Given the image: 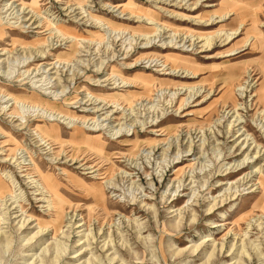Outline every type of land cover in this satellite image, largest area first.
Returning <instances> with one entry per match:
<instances>
[{"label":"rangeland","instance_id":"374dc122","mask_svg":"<svg viewBox=\"0 0 264 264\" xmlns=\"http://www.w3.org/2000/svg\"><path fill=\"white\" fill-rule=\"evenodd\" d=\"M0 264H264V0H0Z\"/></svg>","mask_w":264,"mask_h":264},{"label":"bare ground","instance_id":"6f19581e","mask_svg":"<svg viewBox=\"0 0 264 264\" xmlns=\"http://www.w3.org/2000/svg\"><path fill=\"white\" fill-rule=\"evenodd\" d=\"M90 18L91 19H94V20H96V21H99V22H101V23H103V21L102 20H99L98 18H95V17H93V16H91L90 15ZM56 31H57V33H58V35L57 36H59V39L60 38H62V40L63 39H68V38H70V39H72V43L74 42V40H75V38L74 37H66L67 35H65V33H64V31L59 27L58 29L56 28ZM231 36L232 35H229V36H227V40L228 39H230L231 38ZM3 55V54H2ZM57 63L59 62V61H56ZM51 67V66H50ZM54 68V67H53ZM119 86V85H118ZM115 87V86H114ZM119 88V87H118ZM66 96H64V98H65ZM65 100V99H64ZM10 101H12L13 102V104H15V103H22V102H19V101H17L15 98H13V97H11V96H7V98H6V101H4L3 100V103H8V102H10ZM90 101V100H89ZM97 101L98 100H95L92 104H90V105H95V103H97ZM100 101V100H99ZM2 103V102H1ZM101 103V102H100ZM100 103H98V105H96L95 107H94V109H93V111L91 112V111H84V113H90L91 112V114H93V115H97V114H99V113H101V112H103L105 109H104V106L103 107H99V104ZM7 107V106H6ZM10 107H11V105H10ZM31 107H33L34 109L36 108V109H38L40 106H32L31 105ZM33 110V109H32ZM40 110H45L43 107H40ZM39 110V111H40ZM7 111L9 112V109H6V108H2V112H4V113H7ZM38 110H36V111H34L33 110V112L31 111L30 113H32L31 115L30 114H28V116L29 117H31V118H36V120L38 119V120H40V121H49V122H56L57 121V119L56 118H54V119H51L52 117H58L59 115H61V118H64V117H66L65 118V120H67V119H69L70 121L67 123L69 126H70V129L71 130H74V131H77V130H79V128H78V123L80 122L78 119H76V116L75 115H73V116H71V117H69V116H65V115H62L61 113H59V112H56V111H54L53 112V110H52V112H53V114H52V117L51 118H49V117H44V115L43 114H40L39 112H37ZM115 112H117V111H115ZM54 113H55V115H54ZM57 113V114H56ZM113 114V113H112ZM110 115V116H108L107 114H106V116H105V118L102 120V122H105V121H110L111 120V118H112V116L113 115ZM14 115V114H13ZM9 116V118L10 119H14V118H18V116ZM51 115V114H50ZM105 115V114H104ZM8 116V115H7ZM22 118V117H21ZM22 119H24V123L22 124V125H20V126H22V128H26L27 126H28V124L30 123V121H29V119L27 118H22ZM35 119H31V121H34ZM93 120H95V117L93 118V119H90V121H93ZM59 121V120H58ZM86 121H84V122H82V123H85ZM96 122L94 121V124H95ZM85 127H83V125L81 126V129L80 130H82V129H84ZM87 130H89V131H93V132H96L97 130L99 131V130H101V125H97V128H91V129H89V127H87ZM51 130H49L46 126H40V125H37L36 126V130H34L33 132H34V135L36 136H34L35 137V139H36V143H38L39 144V146H38V148H43V149H47V147H48V150H52L51 149V146H50V140H51V138L49 137L50 136V133L52 132V131H54V133H55V130H54V127H52V131L50 132ZM57 133V132H56ZM118 133H121V131H119ZM123 134V133H122ZM57 135V134H56ZM72 136V138H71V140H72V142L74 143V153H73V155L72 156H70V161H72V165L73 164H75L76 162H74V161H76V158L74 157V154H75V152H76V140L78 139L77 137H76V134L74 133V134H72L71 135ZM84 142V141H83ZM55 145V144H54ZM16 159V158H15ZM28 160H29V163L28 164H23L22 166H21V163H18V165L17 166H21L20 167V169H24L25 171H23L22 170V172H27L29 169H28V167H32L33 169L35 168V170H36V175L37 176H35L36 178H39V180H36L35 179V177H33V175L32 176H27V177H30L31 179H33V181H32V183L33 184H36L37 186V191H44V193H48V194H51V197H50V201L48 202V206H51L52 208H54V204H55V201H54V198H53V195L52 194H54L55 193V190H54V187H55V185H54V183L48 178H46L44 175H43V173H42V171L38 168V166L36 165V163L33 161V159L31 158V157H29L28 156ZM7 161V160H6ZM8 162H9V160H8ZM6 162H4L3 164H5ZM2 181V180H1ZM41 181H45L46 183V185L44 186L43 185V183L41 182ZM3 182V181H2ZM34 187V186H33ZM35 188V187H34ZM43 192H41L40 194H42ZM54 197H56V195L54 194ZM49 199V198H48ZM79 227H81V226H78L77 228H79ZM74 258V257H73Z\"/></svg>","mask_w":264,"mask_h":264}]
</instances>
